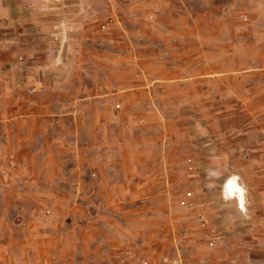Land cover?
Returning a JSON list of instances; mask_svg holds the SVG:
<instances>
[{
  "label": "rangeland",
  "instance_id": "1",
  "mask_svg": "<svg viewBox=\"0 0 264 264\" xmlns=\"http://www.w3.org/2000/svg\"><path fill=\"white\" fill-rule=\"evenodd\" d=\"M27 1L46 67L15 94L0 20V264H59L44 235L71 264H264V0Z\"/></svg>",
  "mask_w": 264,
  "mask_h": 264
},
{
  "label": "crops",
  "instance_id": "2",
  "mask_svg": "<svg viewBox=\"0 0 264 264\" xmlns=\"http://www.w3.org/2000/svg\"><path fill=\"white\" fill-rule=\"evenodd\" d=\"M27 2L29 3L30 0H28ZM19 4H20L19 0H9V1L8 0H0V20L5 19L9 23L8 24V26L10 28L9 36L11 37V39L14 37V41L13 40L11 41L12 43L10 45V49H15L18 51L17 43H18L19 39L21 41L27 42V44L25 45V53H26L25 64H23V63L19 64L16 61L12 62V64H11V73H12V78H11V83H10L11 89L15 92L16 95H18L19 93L23 95V94H26L25 93L26 90L20 89V85H24V84L28 83L29 80H34L35 79L34 78L35 72L44 71V67H46V65H44L45 64L44 63V56H45L46 51H45V46L40 43V42H42L41 37H40V34H42V33L40 32L38 26L28 25L29 23H31V22L33 23L34 21H30V17L25 16L24 11L21 9V6ZM32 16L34 17V20H35V14L34 13ZM23 24H27V26L26 25L23 26ZM40 56H41V59H43L42 64H40L39 61H38L39 63L36 61ZM46 63H47V61H46ZM49 64L50 63L48 62L47 66L50 68ZM204 66L205 65L203 62V67ZM155 67H156L155 69L157 70L158 68H162L164 66L160 65L157 67L155 65ZM31 69L34 70V73L31 71ZM19 70H24L25 74H26V75H22L21 80L19 77ZM184 89L187 90V88H184ZM207 130L209 131L208 126L205 128L204 123H203V125H202L203 136H205ZM198 134H200V132H198ZM203 145H204L203 146L204 155H207V156L200 158V160L203 161L202 162L203 166L212 168V166H210L211 159H212V158H210V156L212 155L210 153V151H211L210 146L211 145L208 143L207 140L203 141ZM213 155H215V154L213 153ZM97 163H98V161H97ZM255 187H256V183H253V189H255ZM97 190H99V189L97 188ZM78 237H76V238H78ZM84 240H85L84 237H81V236H80V238L77 239V241H79V244L81 247L84 244ZM68 241L69 240L63 239L62 237H51V236H45L44 235L38 240V242L32 241L31 244L37 243L38 245H42V248H40V249H43V251L47 250V247L50 244L51 245L52 244L58 245L59 246L58 250L64 252V253H61L58 255V256H60V257H58L60 259L59 264H61V262H62V264H71L70 260L73 257V254H75V253H72V252L65 253L66 252V249H65L66 246L65 245L67 243H69ZM108 242H109L108 244L112 248H114V252L111 253V255H112L111 259H113V260L118 259L120 256L123 255V253L120 254V253H118V251L115 252V250H116L115 246L116 247L118 246L119 241H115L114 239H111ZM92 256L94 257V253H92ZM115 256L117 258H115Z\"/></svg>",
  "mask_w": 264,
  "mask_h": 264
},
{
  "label": "clouds",
  "instance_id": "3",
  "mask_svg": "<svg viewBox=\"0 0 264 264\" xmlns=\"http://www.w3.org/2000/svg\"><path fill=\"white\" fill-rule=\"evenodd\" d=\"M210 176H220L218 172H210ZM238 176L229 177L223 185V198L227 200L236 199L241 210L244 209L246 203V188L239 182ZM211 186V185H210Z\"/></svg>",
  "mask_w": 264,
  "mask_h": 264
},
{
  "label": "built area",
  "instance_id": "4",
  "mask_svg": "<svg viewBox=\"0 0 264 264\" xmlns=\"http://www.w3.org/2000/svg\"><path fill=\"white\" fill-rule=\"evenodd\" d=\"M33 92V91H32ZM241 210V209H240ZM242 211V210H241ZM161 261H162V264H179V260L177 259H172L170 257H167V256H163L161 258Z\"/></svg>",
  "mask_w": 264,
  "mask_h": 264
},
{
  "label": "bare ground",
  "instance_id": "5",
  "mask_svg": "<svg viewBox=\"0 0 264 264\" xmlns=\"http://www.w3.org/2000/svg\"><path fill=\"white\" fill-rule=\"evenodd\" d=\"M245 206V205H244Z\"/></svg>",
  "mask_w": 264,
  "mask_h": 264
}]
</instances>
